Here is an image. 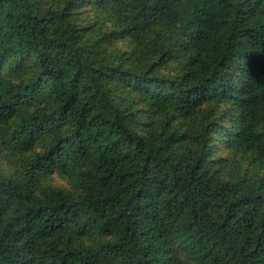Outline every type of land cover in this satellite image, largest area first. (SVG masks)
Wrapping results in <instances>:
<instances>
[{
  "label": "trees",
  "instance_id": "1",
  "mask_svg": "<svg viewBox=\"0 0 264 264\" xmlns=\"http://www.w3.org/2000/svg\"><path fill=\"white\" fill-rule=\"evenodd\" d=\"M0 264H264V0H0Z\"/></svg>",
  "mask_w": 264,
  "mask_h": 264
},
{
  "label": "rangeland",
  "instance_id": "2",
  "mask_svg": "<svg viewBox=\"0 0 264 264\" xmlns=\"http://www.w3.org/2000/svg\"><path fill=\"white\" fill-rule=\"evenodd\" d=\"M10 165L12 167L11 162H10ZM42 185L44 189H47V190H49L50 188H64L70 192L77 191L74 183L67 176L59 172L51 173V174H48L46 177H44L42 179Z\"/></svg>",
  "mask_w": 264,
  "mask_h": 264
}]
</instances>
